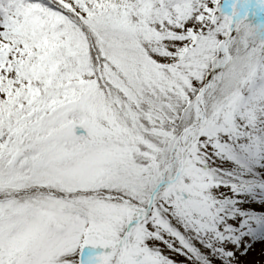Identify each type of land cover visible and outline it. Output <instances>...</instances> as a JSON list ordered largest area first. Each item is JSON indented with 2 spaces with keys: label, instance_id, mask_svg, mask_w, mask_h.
<instances>
[{
  "label": "snow or ice",
  "instance_id": "snow-or-ice-1",
  "mask_svg": "<svg viewBox=\"0 0 264 264\" xmlns=\"http://www.w3.org/2000/svg\"><path fill=\"white\" fill-rule=\"evenodd\" d=\"M253 205L264 0H0V264H242Z\"/></svg>",
  "mask_w": 264,
  "mask_h": 264
},
{
  "label": "rangeland",
  "instance_id": "rangeland-1",
  "mask_svg": "<svg viewBox=\"0 0 264 264\" xmlns=\"http://www.w3.org/2000/svg\"><path fill=\"white\" fill-rule=\"evenodd\" d=\"M257 211H262L264 208H261L260 205H253ZM264 248V243L258 242L253 245L252 250L248 253L246 257H242V264H255L261 260V249Z\"/></svg>",
  "mask_w": 264,
  "mask_h": 264
}]
</instances>
